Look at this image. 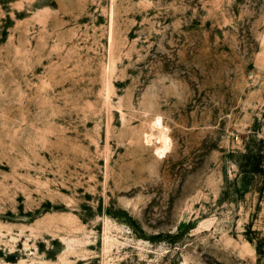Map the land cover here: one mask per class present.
I'll return each instance as SVG.
<instances>
[{
    "label": "rangeland",
    "instance_id": "rangeland-1",
    "mask_svg": "<svg viewBox=\"0 0 264 264\" xmlns=\"http://www.w3.org/2000/svg\"><path fill=\"white\" fill-rule=\"evenodd\" d=\"M0 264H264V0H0Z\"/></svg>",
    "mask_w": 264,
    "mask_h": 264
}]
</instances>
